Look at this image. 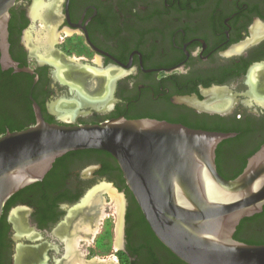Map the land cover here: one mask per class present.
<instances>
[{"label":"flooded vegetation","instance_id":"obj_1","mask_svg":"<svg viewBox=\"0 0 264 264\" xmlns=\"http://www.w3.org/2000/svg\"><path fill=\"white\" fill-rule=\"evenodd\" d=\"M34 1L45 16L32 17ZM36 111L57 124L122 117L228 134L215 164L234 179L264 145V0H18L0 33V136L33 125ZM98 189L121 208L88 234L82 201ZM233 238L264 244V206ZM79 253L90 264H187L157 238L114 158L95 149L57 158L0 215V264H71Z\"/></svg>","mask_w":264,"mask_h":264},{"label":"water","instance_id":"obj_2","mask_svg":"<svg viewBox=\"0 0 264 264\" xmlns=\"http://www.w3.org/2000/svg\"><path fill=\"white\" fill-rule=\"evenodd\" d=\"M18 0H0V33ZM28 70V69H27ZM29 71V70H28ZM0 136V215L17 191L41 181L55 160L105 151L157 238L187 264H264V244L233 238L239 222L264 206V145L231 180L216 170L217 145L230 135L152 119L45 122ZM67 112L63 121L73 122Z\"/></svg>","mask_w":264,"mask_h":264},{"label":"bare ground","instance_id":"obj_3","mask_svg":"<svg viewBox=\"0 0 264 264\" xmlns=\"http://www.w3.org/2000/svg\"><path fill=\"white\" fill-rule=\"evenodd\" d=\"M52 7V6H51ZM48 9H50L47 5H43L42 3L38 2V1H34L33 3V7H32V17L33 18H39V17H42L43 14L44 16L46 15L45 12L48 11ZM52 9V8H51ZM46 20V18H45ZM43 22V21H42ZM45 22V21H44ZM43 22V23H44ZM42 23V24H43ZM47 23V22H46ZM47 27V26H46ZM47 41V39H46ZM42 43V42H41ZM46 45V44H45ZM43 47V46H42ZM45 47V46H44ZM46 48V47H45ZM49 49V47H48ZM46 50V49H44ZM37 51V50H36ZM48 51V50H46ZM50 51V50H49ZM47 53V52H45ZM44 53V54H45ZM49 53V52H48ZM42 55V54H41ZM48 55V54H46ZM53 62V61H52ZM57 74L60 76L61 74V67L59 65H57V71H55V74ZM57 75V76H58ZM58 76V77H59ZM102 189H98V190H93V191H90L86 197L83 199V203H86V204H89L91 209L89 211V213L92 214L91 217H93V222H94V229L91 230L90 229V225L89 221H85V223L83 222V224L81 225L82 226V230L85 232V233H91V234H94V232L96 231V226L98 225V223L100 222L101 219H103L105 216H106V213H107V209H109L110 207L107 206L105 204V201H104V197L102 196V191H100ZM99 191V192H97ZM109 195L111 196V198L113 199V204L115 203V212H117V214L119 213L120 211V208H121V202L116 199V197L112 194V193H109ZM82 205V204H81ZM120 207V208H119ZM85 209V208H84ZM90 216L88 215L86 218H88V220L90 219L89 218ZM92 225V224H91ZM80 227V226H79ZM79 236V235H78ZM81 252V251H80ZM82 256V253L78 255V257L71 263V264H90V263H86L84 260H83V256ZM101 263V262H100Z\"/></svg>","mask_w":264,"mask_h":264},{"label":"rangeland","instance_id":"obj_4","mask_svg":"<svg viewBox=\"0 0 264 264\" xmlns=\"http://www.w3.org/2000/svg\"><path fill=\"white\" fill-rule=\"evenodd\" d=\"M40 25H42V24L39 23V26H40ZM103 197H104L105 204L108 203V204H106V205L110 207V208H109L110 210L108 209V212L110 211L109 213H117V212H115V211H116V210H115V203L113 204L114 201H113V199L111 198V196L107 197V195H103ZM109 203H110V204H109ZM108 212H107V213H108ZM107 213H106V214H107Z\"/></svg>","mask_w":264,"mask_h":264},{"label":"trees","instance_id":"obj_5","mask_svg":"<svg viewBox=\"0 0 264 264\" xmlns=\"http://www.w3.org/2000/svg\"><path fill=\"white\" fill-rule=\"evenodd\" d=\"M23 129H25V128L18 127V128L14 129L12 131H19V130H23Z\"/></svg>","mask_w":264,"mask_h":264}]
</instances>
